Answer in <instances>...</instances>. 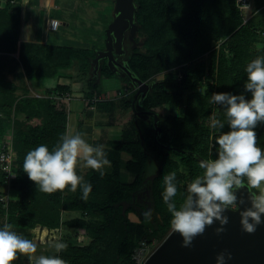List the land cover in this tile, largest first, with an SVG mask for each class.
<instances>
[{"label": "trees", "instance_id": "trees-1", "mask_svg": "<svg viewBox=\"0 0 264 264\" xmlns=\"http://www.w3.org/2000/svg\"><path fill=\"white\" fill-rule=\"evenodd\" d=\"M21 2L0 0V141L11 128L17 153L8 205L0 201V220L4 219L0 228L6 223L22 228L81 227L89 238L87 243L63 237L59 242L68 247L59 253L48 250L45 256H59L66 264H135V248L142 241L151 242L154 237L164 240L171 231V214L162 198L163 177L176 173L175 201L179 207L187 184L203 175L200 157H217L218 133L209 127V118L215 115L225 122L223 131L229 129L224 109L210 103L211 95L243 93L247 64L264 57V0H254L255 8L249 14L239 0H135L138 32L132 41L127 38L124 42L125 58L135 76L153 85L141 102L136 99L134 109L137 88L124 76L126 94H133L124 103L132 115L121 138L108 140L104 147L111 170L104 169L101 176L89 168L84 175L77 167L78 175L92 185L87 200L81 198L79 188L74 193L70 187L52 194L41 192L23 171L30 150L41 144L52 150L69 134V103L50 95L57 90L71 91L70 86L59 83L45 95L34 96L28 80L56 76L76 61L81 74L88 76L86 106L112 109L114 101L93 102L92 98L100 92L99 77L118 73L110 69L107 58H102L99 73L91 77L98 51L95 46L20 43ZM160 74L163 78L158 79ZM181 102L184 108L177 113ZM135 110L158 114L157 126L162 131L157 132L153 115L146 118ZM255 131L257 146L264 150V124ZM123 152L128 154L127 160ZM160 165V174L146 180ZM125 173L133 177L127 179ZM149 209L151 217L145 218L143 213ZM65 211L81 215L64 219ZM130 211L144 222H133ZM13 264L28 262L18 254Z\"/></svg>", "mask_w": 264, "mask_h": 264}, {"label": "clouds", "instance_id": "clouds-1", "mask_svg": "<svg viewBox=\"0 0 264 264\" xmlns=\"http://www.w3.org/2000/svg\"><path fill=\"white\" fill-rule=\"evenodd\" d=\"M244 92H214L210 103L224 109L228 131H223L225 122L215 115L209 118V127L218 135L215 159L199 162L203 175L196 176L186 187L183 203L178 207L175 197L178 193L175 172L163 177V202L171 214L170 225L179 233L182 247H191L193 239L203 235L206 226L219 221L221 227L216 234L225 231L224 225L229 218L226 210H237L236 192L247 188L251 206L240 211L242 230L252 234L261 223L264 215V150L257 146L255 129L264 124V57H257L247 64ZM244 93L250 94L246 96ZM83 161V167L105 175L104 169L111 167V161L103 145L93 146L86 142L80 133L65 134L52 149L41 144L30 150L23 161V171L33 181L39 191L52 194L63 192L66 188L74 193L79 188L83 200H87L92 191L90 182L84 181L77 173V165ZM253 189L257 191H252ZM145 218L151 217V209L144 212ZM57 253L68 245L56 242L52 245ZM37 252V244L12 230V225L4 224L0 228V264H13L19 255L27 256L31 261ZM231 259V253L225 249L216 256V264H225ZM35 264H66L59 256L40 255L35 257Z\"/></svg>", "mask_w": 264, "mask_h": 264}, {"label": "water", "instance_id": "water-1", "mask_svg": "<svg viewBox=\"0 0 264 264\" xmlns=\"http://www.w3.org/2000/svg\"><path fill=\"white\" fill-rule=\"evenodd\" d=\"M137 6L135 0H115L114 19L109 24L106 33V46L97 51V56L93 59L94 74H97L100 68L102 58H107L108 65L113 72H121L124 76H129L133 85L137 88L133 107L135 109L136 99L140 102L151 89L153 82L144 81L135 76L128 64L118 60L121 54L125 53L124 39L126 33L130 32V37L134 39L138 32V23L136 21ZM138 115L154 116L157 132L162 129L157 126L159 120L158 114L153 111H138ZM143 137V136H142ZM200 160H205L200 157ZM161 172V165L158 170L149 175L146 180H154ZM253 191V190H252ZM239 200L237 210H226L224 215L229 218V223L224 225L225 231L220 235L216 234V228L221 227L219 221H214L211 226H206L203 235L196 236L191 247H182V236L179 233L171 231L167 234L159 246L147 257L144 264H216L218 253L227 249L231 253V259L225 260V264H264V223L257 226L252 234L242 230L240 224V211L250 207L249 192L247 188L236 192ZM264 220V215H262Z\"/></svg>", "mask_w": 264, "mask_h": 264}, {"label": "rangeland", "instance_id": "rangeland-1", "mask_svg": "<svg viewBox=\"0 0 264 264\" xmlns=\"http://www.w3.org/2000/svg\"><path fill=\"white\" fill-rule=\"evenodd\" d=\"M26 0H22L20 8L22 12V20H23V28L26 27V21L30 19V21L34 18V31L33 34L41 35L44 31L45 26V20L43 21L44 15L48 14L49 17L52 18H58L61 21V25L59 29L48 31V34L50 35L51 39L50 42L62 44V43H76L78 41L82 45L90 44L92 41H94L97 36L99 35H105L106 36V30L110 24V20L112 19V16L114 14L115 9V1L114 0H54L55 5L48 6L45 9L46 12H40L44 9H42L39 6H34L36 8H32L31 5L25 4ZM28 2V1H26ZM24 4V5H23ZM33 4V3H32ZM255 8L254 0L250 2V5L247 9L244 10L245 14H249L250 11L252 12ZM105 32V33H104ZM107 37L105 38V40ZM77 44V43H76ZM99 50V48H98ZM118 77H114L109 79L108 77H103L100 79V85H99V91L103 92V94L112 95L114 93V89L119 85V82H117ZM158 79L163 78V74H160L157 76ZM67 80V79H66ZM65 80V81H66ZM63 79H60V77H44V78H36L35 81H31L32 85L37 84L38 82L41 83V87H37L38 91H44L46 87H52L57 85L58 82H62ZM78 86L74 87L75 92L78 91ZM127 93V92H126ZM188 95V94H187ZM74 96L76 93H74ZM133 94L128 93L126 94L127 99H132ZM76 100L75 98L72 99L71 102V111L69 112L70 118H72V112L77 113L79 119H87L85 108H86V101H83L80 99V103L78 105H75L73 101ZM85 102V103H84ZM185 103V101H183ZM184 103H180V109L175 110V112H179L183 110ZM182 108V109H181ZM167 111H169V107L166 108ZM85 115L83 116V114ZM103 113V112H102ZM132 111L128 110L126 113H116V116H111L114 118V123H122V119L128 117V119L131 117ZM106 116V115H105ZM110 116V115H109ZM108 116V117H109ZM104 117V116H102ZM120 119V120H117ZM105 119L101 118L97 123H105ZM76 127V126H75ZM71 131V127L69 128ZM77 130V129H76ZM70 133V132H69ZM72 134V133H70ZM12 138V131L11 128L6 131L5 136L1 139L0 142H8ZM77 167L81 168L82 174L85 175V173L88 171L89 168L83 167V161H80L77 165ZM110 168V167H109ZM108 169V167L106 168ZM125 177L127 179H131L133 176L130 173H125ZM4 187H0V190H3ZM81 213L79 211H68L65 214V219H69L75 216H80ZM129 217L133 222H144L142 219L139 218L137 214L130 211ZM4 219L1 218L0 222H2ZM40 228V227H39ZM41 229V228H40ZM40 233V234H38ZM23 236L24 238L30 239L33 242L37 244V252L34 254V257L32 258L33 264H35V257H38L40 255H45V251L47 249L49 250H55V248L52 246L56 242H59L61 238L67 237L69 240H72L73 242L77 244H84L89 241V238L86 234V231L84 228L81 227H74L70 226L68 224H64L60 228L54 229L53 231H44V230H33V231H21L19 234ZM163 241V238H155L151 242H147L146 244L140 243L136 248L135 251L139 248H141V256L137 255V257L140 259H137V262L135 259V264H144L147 257L157 248V246L160 245V243ZM141 257V258H140ZM29 262V258L26 256ZM142 259V260H141Z\"/></svg>", "mask_w": 264, "mask_h": 264}, {"label": "crops", "instance_id": "crops-1", "mask_svg": "<svg viewBox=\"0 0 264 264\" xmlns=\"http://www.w3.org/2000/svg\"><path fill=\"white\" fill-rule=\"evenodd\" d=\"M26 1H28V2H26ZM26 1H25V4L31 5L32 8L33 7L36 8L34 6V4H35L36 6H39L42 9H44V10L40 11L41 13L46 12V10H47V9H45L46 7L55 5L54 0H26ZM51 19H58V18L49 17L47 12H46V14L43 17V21L45 20L44 31L41 35H39V37H37L36 34L35 35L33 34L34 23H35L33 21L34 18L31 21H30V19L26 21L25 29L23 28V25L21 24L19 42L21 43L22 41H30V42H39V43L58 44V43L50 42L51 37L48 34V31L57 30L60 27L59 26L57 29L50 28L48 23ZM113 19H114V14L112 16V19L110 20V23L113 21ZM22 23H23V20H22ZM106 37H107V34H106V36L105 35L104 36L99 35V36H97V38L94 41H92L90 44H86V45H82L78 41H76L77 44L76 43H62V44L76 45V46H81V47L95 46L99 49H103L106 46V40H105ZM15 55H16L15 57L19 56L18 53H15ZM98 73H99V71H98ZM117 73L118 74L113 76V77H108L109 79L114 78V77H118L116 80H117V82H119V85L116 87V89H114L115 94H112V95L103 94V92H101V91L96 93V95L100 96L102 100L114 101V104L111 105L112 109H106V108L101 107L99 105H96V107L94 109H92L90 106L89 107L86 106L85 113H86L87 119H83V117H82V119H79L77 113H75V112H72V115H73L72 118H70V115L68 114L69 128L71 127V131L69 130V132L72 134H75V133H78V129H80L81 130L80 134L83 136V138L86 140V142L91 144V145H94L95 142H99L100 145H103L104 147H106L107 146L106 142L108 140L120 139L122 132H123V128L126 125V123L128 122V120L130 119V118L128 119V117H126V118L122 119V123H114L117 121H115L114 118H112L113 116H116L117 112L118 113H126V111L131 110V109H127L126 105L124 103V100L127 99L126 98V91L129 92L127 90V88L125 87L127 83L124 80V75L121 72H117ZM97 74H94V72L92 70L91 77L96 76ZM53 77H60V79H63L62 82H58L57 84L61 83V84L69 85L73 94L76 93V95H78L76 97L75 96L73 97V99L74 98L76 99L73 101V103H75V105H78L80 103V99L85 101V93L89 89L88 83H87V79H88L87 77L88 76L81 74L80 65L78 64V62L75 61L74 64L69 68L61 69L59 74L56 76H53ZM103 77H106V76L99 77L98 78L99 81ZM35 79L28 80V84H29V87L31 90V94H33L34 96H43L46 94V90L48 88L54 87V86L46 87V89L44 91H38L37 87H41V83L38 82L37 84L32 85L31 81H35ZM75 86L76 87L78 86V88H79L78 91H76V92L74 90ZM71 102H72V100H71ZM71 102H69V112L71 111V108H70ZM107 107H109V105H107ZM85 113L83 114V116L85 115ZM102 116H104V117H102ZM101 118H104L106 120L105 123H97L99 120H101ZM117 120H120V119L117 118ZM122 154H123V156H122L123 159L127 160L128 154L125 152H123ZM106 168H105V170H111L112 165L110 168L109 167H108V169H106ZM66 212H68V211H65L63 214L64 219H65ZM37 229L44 230V231H49V230L53 231L54 229H57V228H49V227L41 226V225H37L35 228H22V227H17V226L12 225V230L17 232L18 234H20L21 231H23V230L24 231H33V230H37ZM38 234H40V233H38ZM48 250L49 249H47L45 251V255H46V252ZM23 257H24V260L26 262H28V264H33L32 261L31 262L28 261L26 256H23Z\"/></svg>", "mask_w": 264, "mask_h": 264}, {"label": "built area", "instance_id": "built-area-1", "mask_svg": "<svg viewBox=\"0 0 264 264\" xmlns=\"http://www.w3.org/2000/svg\"><path fill=\"white\" fill-rule=\"evenodd\" d=\"M6 2L7 0H2ZM241 1V8L243 10L247 9L250 5V2L252 0H239ZM12 3L15 2V0H11ZM247 20V19H246ZM49 27L52 29H57L61 21L59 19H51L49 21ZM50 97H53L57 100L71 102V100L74 97V94L70 90H57L56 92L52 93ZM101 97L98 95H95L94 98H92V101L95 102L97 100H100ZM92 109L95 108V105L90 106ZM17 157L16 150L14 149L12 138L8 142H0V184L4 189L0 193V201L4 204V206L8 205L9 198L11 196V183L13 179L16 177V171H15V161ZM142 243L146 244V241H143ZM141 248L137 249L134 254V258L139 259L137 255L141 256ZM141 258V257H140ZM140 260V259H139ZM142 260V259H141ZM142 262V261H137Z\"/></svg>", "mask_w": 264, "mask_h": 264}, {"label": "flooded vegetation", "instance_id": "flooded-vegetation-1", "mask_svg": "<svg viewBox=\"0 0 264 264\" xmlns=\"http://www.w3.org/2000/svg\"><path fill=\"white\" fill-rule=\"evenodd\" d=\"M127 38H129L131 41L133 40V39L130 37V32H129V31L126 33V36H125L124 42H126ZM125 54H126V52H125L124 54H121V55L118 57V60L121 61V62H125V63H127V58H125Z\"/></svg>", "mask_w": 264, "mask_h": 264}]
</instances>
